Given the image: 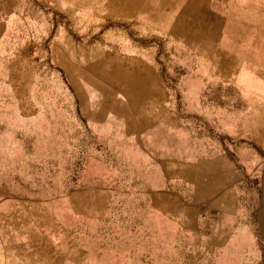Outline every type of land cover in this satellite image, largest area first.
Returning a JSON list of instances; mask_svg holds the SVG:
<instances>
[{"label": "rangeland", "instance_id": "rangeland-1", "mask_svg": "<svg viewBox=\"0 0 264 264\" xmlns=\"http://www.w3.org/2000/svg\"><path fill=\"white\" fill-rule=\"evenodd\" d=\"M55 1L0 0V264H254L216 217L261 194L264 0H199L239 45Z\"/></svg>", "mask_w": 264, "mask_h": 264}, {"label": "crops", "instance_id": "crops-1", "mask_svg": "<svg viewBox=\"0 0 264 264\" xmlns=\"http://www.w3.org/2000/svg\"><path fill=\"white\" fill-rule=\"evenodd\" d=\"M67 1L69 4L66 3V0H56L54 2V8L63 14L67 13L69 16L72 15L75 19L76 13H78L77 10L80 11L82 7L97 11V7L103 5L107 10L106 17H113L114 20H125L130 24L131 30L133 29L139 33H151L156 31L173 32L175 23L186 11L190 14H201L208 17L207 19L210 21L208 27L212 26L213 22L219 23L224 21L226 25L224 26V30L227 32L231 31L230 34L232 38L238 39V45L250 41L249 39L252 33V31L249 30L251 23L243 19V12L241 13L239 10L245 8V6H248L247 8L250 10L259 7V4H254V2L250 3V0H241L239 10L229 7L230 10H228V14H226L225 17H219L209 14V11L206 10V7L201 5L199 0H103L104 4H102V0ZM192 5L197 7L195 12L189 9L192 8ZM96 14L98 15V13ZM231 20L238 22L237 27L230 25ZM241 26L247 29V34L241 33ZM255 33L257 35H264V30H256ZM231 36L229 35V38H226L227 43H229ZM256 42L258 41L256 40L255 43ZM254 47H257V45ZM137 63H139V61ZM138 65V70H140L143 63H139ZM249 95L256 96L257 98H264V91L253 92L250 90ZM251 111L259 114L264 112V106H251ZM259 170L261 192L259 199L257 201H242L241 203L243 204L241 206L233 205L235 209L233 212L223 214L219 212L220 216L216 217L217 220H224L228 230H230L233 235L235 234L234 239L236 244L241 247L240 251L242 253L247 252L249 256L255 257L252 261L254 264H261L263 259L260 257L264 256V166ZM220 192L221 191L217 190L216 195L211 192V197L208 199L207 203H224L220 201ZM216 196L217 199H215ZM225 203H238V201L229 200L225 201ZM212 207H214V204H212Z\"/></svg>", "mask_w": 264, "mask_h": 264}, {"label": "bare ground", "instance_id": "bare-ground-1", "mask_svg": "<svg viewBox=\"0 0 264 264\" xmlns=\"http://www.w3.org/2000/svg\"><path fill=\"white\" fill-rule=\"evenodd\" d=\"M196 9V8H195ZM178 11V10H177ZM198 16V15H197ZM196 16V17H197ZM199 17V16H198ZM187 18H188V15L187 14H183L182 16H180V18L178 19V21L175 23V25H174V31H173V34H178L179 32H183V30H185V28H187L188 26H189V28L191 27V29L192 28H194L196 25H197V23H200V20L199 19H196V20H192V22H188L187 21ZM191 19H193V18H191ZM202 21V20H201ZM195 22V23H194ZM204 27V26H203ZM202 27V28H203ZM212 27V26H211ZM237 27V26H236ZM201 28V29H202ZM206 28H207V25H206ZM194 30V29H193ZM203 30V29H202ZM244 30V29H243ZM196 31V30H195ZM204 31V30H203ZM185 32V31H184ZM183 32V33H184ZM192 32V31H191ZM206 32V31H205ZM192 33H194V32H192ZM191 33V34H192ZM204 33V32H203ZM188 34V33H187ZM201 34V33H200ZM199 34V35H200ZM206 34V33H205ZM190 35V34H189ZM222 36V35H221ZM197 37V36H196ZM195 38V37H194ZM198 38V37H197ZM200 38V37H199ZM205 38V37H204ZM201 39V38H200ZM206 40V39H205ZM235 40V39H234ZM221 41V40H220ZM234 42V41H233ZM224 43V42H223ZM233 44V43H232ZM231 44V45H232ZM236 46V45H235ZM196 52V51H195ZM106 54V53H105ZM106 57V56H105Z\"/></svg>", "mask_w": 264, "mask_h": 264}]
</instances>
